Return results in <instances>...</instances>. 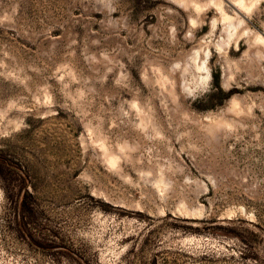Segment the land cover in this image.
<instances>
[{
	"label": "rangeland",
	"instance_id": "obj_1",
	"mask_svg": "<svg viewBox=\"0 0 264 264\" xmlns=\"http://www.w3.org/2000/svg\"><path fill=\"white\" fill-rule=\"evenodd\" d=\"M0 264H264V0H0Z\"/></svg>",
	"mask_w": 264,
	"mask_h": 264
},
{
	"label": "bare ground",
	"instance_id": "obj_2",
	"mask_svg": "<svg viewBox=\"0 0 264 264\" xmlns=\"http://www.w3.org/2000/svg\"><path fill=\"white\" fill-rule=\"evenodd\" d=\"M233 5H235V4H233ZM238 9H239V7H238ZM241 9V8H240Z\"/></svg>",
	"mask_w": 264,
	"mask_h": 264
}]
</instances>
